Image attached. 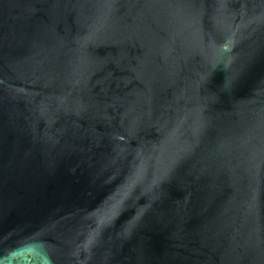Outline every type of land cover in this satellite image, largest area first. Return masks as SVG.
Masks as SVG:
<instances>
[{
  "label": "water",
  "instance_id": "95a60500",
  "mask_svg": "<svg viewBox=\"0 0 264 264\" xmlns=\"http://www.w3.org/2000/svg\"><path fill=\"white\" fill-rule=\"evenodd\" d=\"M0 264H264V0H0Z\"/></svg>",
  "mask_w": 264,
  "mask_h": 264
}]
</instances>
